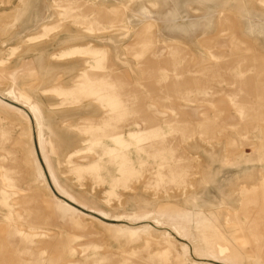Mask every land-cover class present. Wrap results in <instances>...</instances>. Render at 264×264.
Returning <instances> with one entry per match:
<instances>
[{
  "label": "rangeland",
  "instance_id": "374dc122",
  "mask_svg": "<svg viewBox=\"0 0 264 264\" xmlns=\"http://www.w3.org/2000/svg\"><path fill=\"white\" fill-rule=\"evenodd\" d=\"M0 264H264V0H0Z\"/></svg>",
  "mask_w": 264,
  "mask_h": 264
}]
</instances>
